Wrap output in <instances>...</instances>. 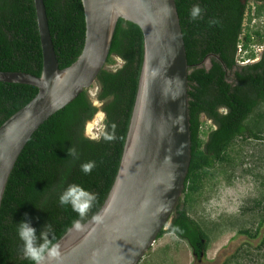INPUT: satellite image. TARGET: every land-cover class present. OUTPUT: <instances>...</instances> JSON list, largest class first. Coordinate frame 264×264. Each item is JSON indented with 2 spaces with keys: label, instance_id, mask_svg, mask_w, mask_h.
Returning a JSON list of instances; mask_svg holds the SVG:
<instances>
[{
  "label": "trees",
  "instance_id": "trees-1",
  "mask_svg": "<svg viewBox=\"0 0 264 264\" xmlns=\"http://www.w3.org/2000/svg\"><path fill=\"white\" fill-rule=\"evenodd\" d=\"M174 1L189 66L191 161L182 192L183 204L178 202L175 206L167 232L190 247L204 240L206 248L210 239L189 216L187 203L200 191L210 169L230 161L227 153L236 140L264 139V30L249 26L253 18L264 16V0ZM43 2L62 69L77 59L84 44L82 3ZM195 6L200 7L201 13L193 19L190 13ZM253 42L263 44L260 60L237 64L239 46L243 61L259 55L250 49ZM113 57L122 60V64L116 69L104 67L96 80L97 100L104 113L99 136L85 135L86 123L97 107L84 90L44 121L18 156L0 204V264H32L22 255V241L17 235V223L21 220L30 219L38 232L45 223H51L58 241L74 221L87 222L103 205L119 168L138 88L143 62V36L138 26L117 20L107 65L115 63ZM207 57L208 68L203 62ZM41 70L42 52L33 0H0V71L39 76ZM36 93L33 86L0 82V126ZM70 146L76 149L74 156L67 153ZM90 161L95 162V167L85 174L81 165ZM72 183L96 194L83 219L71 206L59 203V195ZM263 224L264 218L253 235L248 229H239L237 233L256 237ZM164 232L162 229L157 238ZM260 243L264 247V235Z\"/></svg>",
  "mask_w": 264,
  "mask_h": 264
},
{
  "label": "water",
  "instance_id": "water-1",
  "mask_svg": "<svg viewBox=\"0 0 264 264\" xmlns=\"http://www.w3.org/2000/svg\"><path fill=\"white\" fill-rule=\"evenodd\" d=\"M42 52L39 76L0 71V82L37 93L0 126V204L24 146L51 115L91 88L105 67L119 18L139 27L143 62L119 168L94 216L58 240L51 264H139L171 220L191 161L189 66L174 0H81L85 34L77 59L59 68L43 0H33ZM95 106V105H94ZM47 264V262H46Z\"/></svg>",
  "mask_w": 264,
  "mask_h": 264
},
{
  "label": "rangeland",
  "instance_id": "rangeland-1",
  "mask_svg": "<svg viewBox=\"0 0 264 264\" xmlns=\"http://www.w3.org/2000/svg\"><path fill=\"white\" fill-rule=\"evenodd\" d=\"M249 26L264 30V16L253 19ZM262 47L257 42L250 45L258 53ZM239 53L237 64H245L247 61L241 62L243 53ZM113 59L115 63L106 64L107 69L122 64L119 58ZM204 66H209L208 61ZM98 91L97 83L87 90L90 101L97 107L85 126V135L91 138H97L103 128L104 113L97 100ZM204 119L202 116L201 120ZM227 156L230 161L217 163L209 170L200 191L186 206L189 216L210 239L205 256L194 258L184 241L167 232V225L166 232L156 238L139 264H264V247H260L264 224L256 237L237 233L239 229H248L255 234L260 219L264 218V139H238ZM183 200L182 194L178 202L183 204Z\"/></svg>",
  "mask_w": 264,
  "mask_h": 264
},
{
  "label": "clouds",
  "instance_id": "clouds-1",
  "mask_svg": "<svg viewBox=\"0 0 264 264\" xmlns=\"http://www.w3.org/2000/svg\"><path fill=\"white\" fill-rule=\"evenodd\" d=\"M200 13V7L195 6L190 15L193 19H196ZM250 61L251 60H245V64ZM240 65L243 64L240 63ZM67 153L69 156H74L76 154V149L70 146L67 148ZM94 167L95 162L90 161L81 165V171L85 174H90ZM95 200V193L76 183L69 184L68 187L59 195V203L62 206H71L72 210L76 212L81 219L87 215ZM25 215L27 216V214ZM100 219L101 218L99 216L93 217V220L97 222H99ZM73 227L76 230H82L80 220L74 221ZM17 235L20 241H22L23 257L31 261L32 264H46V262L47 264H51L52 261L60 258V244L56 241L54 229L51 223H45L38 232L32 225L30 219H23L17 223Z\"/></svg>",
  "mask_w": 264,
  "mask_h": 264
},
{
  "label": "flooded vegetation",
  "instance_id": "flooded-vegetation-1",
  "mask_svg": "<svg viewBox=\"0 0 264 264\" xmlns=\"http://www.w3.org/2000/svg\"><path fill=\"white\" fill-rule=\"evenodd\" d=\"M261 53V52H260ZM259 53V55H257L255 58H253V59H251V62H248V64L250 63H256L257 61H259L260 60V58H261V54ZM206 61H208V64H210V60L208 59V57L207 58H205L204 59V64L206 63ZM172 220H173V217L171 216V220H170V222H169V225H168V228L170 227V225L172 224ZM186 243V242H185ZM188 246H189V244L188 243H186ZM189 248H190V251H191V253H192V255H193V257L194 258H197V259H200V258H202V256H205V254H206V250H207V248H208V246L205 248V241L204 240H201L200 241V245L199 244H197V245H195L194 247H190L189 246Z\"/></svg>",
  "mask_w": 264,
  "mask_h": 264
},
{
  "label": "built area",
  "instance_id": "built-area-1",
  "mask_svg": "<svg viewBox=\"0 0 264 264\" xmlns=\"http://www.w3.org/2000/svg\"><path fill=\"white\" fill-rule=\"evenodd\" d=\"M238 49H239V51H240V49H241V46H239V48H238Z\"/></svg>",
  "mask_w": 264,
  "mask_h": 264
}]
</instances>
